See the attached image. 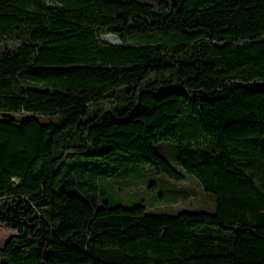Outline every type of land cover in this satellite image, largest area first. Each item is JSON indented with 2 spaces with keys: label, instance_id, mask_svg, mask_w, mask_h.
<instances>
[{
  "label": "trees",
  "instance_id": "16d2710c",
  "mask_svg": "<svg viewBox=\"0 0 264 264\" xmlns=\"http://www.w3.org/2000/svg\"><path fill=\"white\" fill-rule=\"evenodd\" d=\"M145 165L215 212L81 194ZM0 224V264H264V0H0Z\"/></svg>",
  "mask_w": 264,
  "mask_h": 264
},
{
  "label": "rangeland",
  "instance_id": "374dc122",
  "mask_svg": "<svg viewBox=\"0 0 264 264\" xmlns=\"http://www.w3.org/2000/svg\"><path fill=\"white\" fill-rule=\"evenodd\" d=\"M104 36L102 40H105ZM155 149L175 163L177 147L174 142L162 141L155 145ZM87 180L88 185L81 187V194L89 200L95 199L98 204L104 200L126 207L144 204L152 212L170 214L216 210L214 194L206 191L199 179L187 172L185 179L177 181L159 173L152 165H145L127 176L88 175ZM14 233H17L16 229L0 224V244L4 245Z\"/></svg>",
  "mask_w": 264,
  "mask_h": 264
},
{
  "label": "bare ground",
  "instance_id": "6f19581e",
  "mask_svg": "<svg viewBox=\"0 0 264 264\" xmlns=\"http://www.w3.org/2000/svg\"><path fill=\"white\" fill-rule=\"evenodd\" d=\"M104 38L108 42H116L117 41V37L114 36L113 34L105 35Z\"/></svg>",
  "mask_w": 264,
  "mask_h": 264
},
{
  "label": "water",
  "instance_id": "95a60500",
  "mask_svg": "<svg viewBox=\"0 0 264 264\" xmlns=\"http://www.w3.org/2000/svg\"><path fill=\"white\" fill-rule=\"evenodd\" d=\"M114 36H116V35H114ZM116 37H117V41H116V42H108V41H106V40H104V41L107 42V43H110V44H117V43H120L119 37H118V36H116Z\"/></svg>",
  "mask_w": 264,
  "mask_h": 264
}]
</instances>
